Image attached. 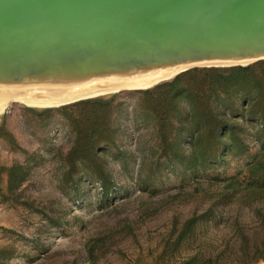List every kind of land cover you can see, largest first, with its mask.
Masks as SVG:
<instances>
[{
    "label": "rangeland",
    "instance_id": "rangeland-1",
    "mask_svg": "<svg viewBox=\"0 0 264 264\" xmlns=\"http://www.w3.org/2000/svg\"><path fill=\"white\" fill-rule=\"evenodd\" d=\"M116 93L115 145L98 157L110 175L107 199L84 167L73 180L63 177L74 133L57 107L39 115L48 107H31L36 112H30L14 101L0 113V126L14 139L0 137V166L17 164L26 171L18 185L9 186L6 173L0 177V251L9 256L0 264H144L160 251L175 221L179 228L214 202L219 223H208L201 233L214 246L224 245L220 239H228L237 224L246 235L242 248L250 256L262 236L264 190L229 198L217 193L230 176L245 182L249 165L264 158L258 125L231 113L232 108L223 111L228 102L218 99L215 108L221 116L240 124L242 147L195 162L190 137L179 135L174 150L162 149L156 121L144 112L139 93ZM242 98H234L236 107ZM102 234L109 237L89 257L87 243Z\"/></svg>",
    "mask_w": 264,
    "mask_h": 264
},
{
    "label": "water",
    "instance_id": "water-1",
    "mask_svg": "<svg viewBox=\"0 0 264 264\" xmlns=\"http://www.w3.org/2000/svg\"><path fill=\"white\" fill-rule=\"evenodd\" d=\"M261 60L264 0H0V87L167 74L116 93Z\"/></svg>",
    "mask_w": 264,
    "mask_h": 264
},
{
    "label": "trees",
    "instance_id": "trees-1",
    "mask_svg": "<svg viewBox=\"0 0 264 264\" xmlns=\"http://www.w3.org/2000/svg\"><path fill=\"white\" fill-rule=\"evenodd\" d=\"M131 91L139 93L141 106L147 107L144 112L155 119L162 149H173L175 138L186 135L196 149L195 162L205 163L208 159H216L219 154L242 147L240 124L221 116L215 108L218 99L228 102L223 111L232 108L231 113L258 125V132L264 134V60L246 66L192 68L151 88ZM241 95V105L236 107L234 98ZM116 97L117 93H113L107 98H89L57 107L74 133L73 144L64 156L66 169L63 177L73 180L84 167L91 174L90 180L98 183L103 199H107L111 192V180L98 157L107 146L115 145L116 130L112 123ZM26 109L36 112L31 107ZM51 109L46 108L38 114ZM0 137L14 141L3 126H0ZM3 173H6L10 186L20 184L26 171L15 164L0 166V177ZM223 181L224 185L217 193L220 198L264 190V158L249 165L245 182L234 176ZM217 205L214 202L203 212L191 214L179 228H176L178 223L175 221L173 232L163 240L160 251L144 264H254L264 260V213L260 214V242L249 256L242 248L246 235L237 224L231 226L232 235L228 239L225 236L220 239L224 245L214 246L212 240L201 233L202 227L208 223H219L214 212ZM106 235L93 237L87 243L89 257H93L96 245L109 237ZM184 248L187 250L182 255ZM1 251L0 261L3 262L9 256Z\"/></svg>",
    "mask_w": 264,
    "mask_h": 264
},
{
    "label": "bare ground",
    "instance_id": "bare-ground-1",
    "mask_svg": "<svg viewBox=\"0 0 264 264\" xmlns=\"http://www.w3.org/2000/svg\"><path fill=\"white\" fill-rule=\"evenodd\" d=\"M166 75L162 72L149 78L129 81L93 80L71 88L0 87V113L13 101L33 107H57L81 99L103 96L121 88H146Z\"/></svg>",
    "mask_w": 264,
    "mask_h": 264
}]
</instances>
